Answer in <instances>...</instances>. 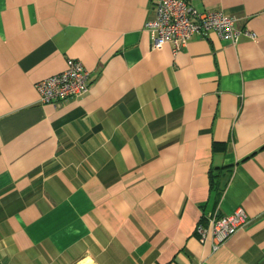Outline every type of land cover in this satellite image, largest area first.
Returning <instances> with one entry per match:
<instances>
[{"label": "crops", "instance_id": "0c3cea01", "mask_svg": "<svg viewBox=\"0 0 264 264\" xmlns=\"http://www.w3.org/2000/svg\"><path fill=\"white\" fill-rule=\"evenodd\" d=\"M186 1L254 37L173 54L152 0H0V264H264V0ZM69 58L88 91L41 103Z\"/></svg>", "mask_w": 264, "mask_h": 264}, {"label": "built area", "instance_id": "2783aa9c", "mask_svg": "<svg viewBox=\"0 0 264 264\" xmlns=\"http://www.w3.org/2000/svg\"><path fill=\"white\" fill-rule=\"evenodd\" d=\"M153 16L144 24L149 33L151 46L155 50L169 44L173 54L179 52L193 36L206 37L214 31L220 38L235 43L240 36L254 37V33L237 27V20L220 11H197L186 0H152ZM90 77L82 63L67 59L63 71L52 74L37 83L41 103L68 100L85 94L89 89ZM246 222V215L239 209L226 216H209L213 249L233 235ZM201 239L206 229H196Z\"/></svg>", "mask_w": 264, "mask_h": 264}]
</instances>
